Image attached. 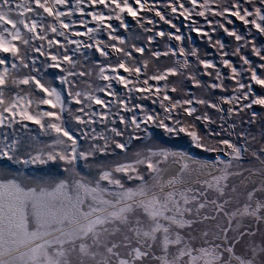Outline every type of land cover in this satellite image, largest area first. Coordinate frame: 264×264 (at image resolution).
I'll return each mask as SVG.
<instances>
[{
  "label": "snow or ice",
  "instance_id": "obj_1",
  "mask_svg": "<svg viewBox=\"0 0 264 264\" xmlns=\"http://www.w3.org/2000/svg\"><path fill=\"white\" fill-rule=\"evenodd\" d=\"M0 264H264V0H0Z\"/></svg>",
  "mask_w": 264,
  "mask_h": 264
},
{
  "label": "rangeland",
  "instance_id": "obj_2",
  "mask_svg": "<svg viewBox=\"0 0 264 264\" xmlns=\"http://www.w3.org/2000/svg\"><path fill=\"white\" fill-rule=\"evenodd\" d=\"M151 2H153V3H157V4H158V3H161L162 0H151ZM152 18H153V19H156L155 17H152ZM197 19H199V18H197ZM157 23H158V26H159L161 29H163L164 31H171L170 29L167 28V25L159 24V22H157ZM128 24H129V30H130V31H137V29H136V27H135V23L132 22V21L130 20V18H129V20H128ZM177 24H178V26H181L182 31L185 33V35H189V34L187 33V31H186L185 29H183L181 21H177ZM149 27H150V26H149ZM229 27H232V25H229ZM235 27H236L238 30L243 31V27H242L241 25H239V22H236ZM116 34H117L118 36H121V37H126V36L128 35L127 33H124L123 30L117 32ZM191 36H192V44H191V47H195V48H197V49L199 50V52H200L202 58L207 59L209 62H213V63H215L218 67H220V68H221V72H222V74H227V70H226V69H223L222 66H221V64H220V56L218 55L217 50H216L215 48H213V47H210L205 41H203V40H202L201 38H199V37H196L194 34H191ZM219 39H220L225 45L231 46V45L233 44V41H232L230 38L224 36L223 34H220V35H219ZM140 42H143V41L141 40ZM227 50L231 51V48L229 47ZM248 58L251 59V60H253V61L255 60V58H254V57H251L250 54H248ZM97 59H98V58H97ZM226 59H228V60H230L231 62H233L234 65H235L237 68L240 67V62H239V60H238L237 57H234V56H232V55L230 54L228 57H226ZM150 70H151V69H150ZM203 79H204L206 82H208V78H203ZM225 83H227V84H229V85L231 84L230 81H225ZM254 87H255V86H254ZM116 91L122 93V90L119 89V88H117ZM188 91H190V92H194V93H195L196 90L188 89ZM256 92L259 93L260 90H259L258 88H256ZM197 94H198V93H197ZM230 94H231L230 89H229V92H228V93H224V94H219V93H218V95H230ZM144 103H145V107L148 108L149 110H151V111H156V112L159 111L158 108H154L153 105H152L150 102H144ZM256 111H259V109H256ZM224 138H225V139H228L229 137H227V136L225 135ZM176 147H178V148L185 147V144H184L183 142H181V143L177 144ZM198 155L203 156V154H198Z\"/></svg>",
  "mask_w": 264,
  "mask_h": 264
}]
</instances>
